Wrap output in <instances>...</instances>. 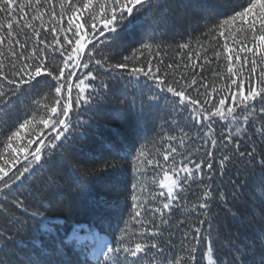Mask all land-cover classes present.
Listing matches in <instances>:
<instances>
[{"label": "snow or ice", "instance_id": "snow-or-ice-1", "mask_svg": "<svg viewBox=\"0 0 264 264\" xmlns=\"http://www.w3.org/2000/svg\"><path fill=\"white\" fill-rule=\"evenodd\" d=\"M177 29L203 37L185 72L160 58ZM161 100L174 127L155 154L116 151ZM109 103L130 134L114 130L97 158L80 141ZM97 184L119 199L93 196ZM81 196L92 226L61 235L53 209ZM0 264H264V0H0Z\"/></svg>", "mask_w": 264, "mask_h": 264}, {"label": "trees", "instance_id": "trees-1", "mask_svg": "<svg viewBox=\"0 0 264 264\" xmlns=\"http://www.w3.org/2000/svg\"><path fill=\"white\" fill-rule=\"evenodd\" d=\"M192 28L193 29L196 28L195 22H193ZM49 39H51V37H49ZM198 39H200V41L203 42V37H201L200 31L189 30L185 32L183 29H177L175 32L169 33L165 39V47L162 48L161 57H160L165 61V66L167 63L179 64L180 67L177 71L185 72L183 64L195 62V52L202 51L200 49V45L197 43ZM179 43H190L192 47L191 49H179L177 47ZM189 51L193 53V61L191 62L188 61ZM181 57H183V61H181ZM217 68L218 65L215 62L211 65H205L203 76L207 79V82L209 83L210 86L214 82H218L217 78L212 75V69H217ZM191 71L192 69L189 68L186 71V74L190 76ZM196 71L199 72L200 70L196 69ZM197 78L198 80L200 79L199 76ZM125 79H127V77H125ZM140 80L142 85L144 82V78L141 77ZM111 83L113 85L114 96L119 97L120 93L124 91L123 83H118L116 81H112ZM127 91L132 94L129 96L130 100L133 98V96L135 97L136 105L138 107L141 100V88L139 87L133 88L132 86H130ZM147 91L148 90L146 88L143 89L144 99H146L147 97ZM200 91L202 92L203 89H200ZM191 94L193 96H197L196 92H192ZM165 95H169L170 97V94L165 93ZM225 95L227 94L225 93ZM198 98L202 100L203 96H200ZM229 102L230 100L226 101V103ZM116 106H117L116 104H111V103L106 104L104 110L99 114L98 117L100 126L93 128L89 132V134L84 138H82V140L80 141V146L83 147L86 153L90 152L91 150H94L95 156L99 158L100 156L105 154L106 149H111L113 145L118 144L119 137L116 136L114 130H119L121 134L129 136L130 124L125 123L124 121L121 120L113 119L111 116V112ZM170 112L171 109L165 105V102L163 100H161L159 107L153 110L151 118L148 119L147 122L141 126L139 133L131 134L129 141L121 146L122 151L120 148H117L116 151L120 152V154L123 155L124 152H127L130 149L134 154L136 148H139L141 145H145L153 154H155L156 147L159 146L160 144V141L158 139L155 145L152 143V141L156 139V133L160 131L161 127H163L165 131H168L170 125L174 127V125H172ZM90 115L91 113L86 112L81 118L87 119ZM165 121H167V123H165ZM181 123H183L182 120ZM216 131L217 134L221 132L219 126H217ZM76 150L79 151L80 149L77 148ZM197 155L199 156L200 154ZM130 162H131V156H129L127 160H121V163L123 165V167L120 169L121 181H123L125 178L129 180L131 179ZM145 174L149 178L153 175L151 169L145 170ZM147 183L151 185V179H148ZM197 191L198 189L195 188V186H193L187 193L188 198L190 200H195L194 193ZM246 192H250V189L246 190ZM92 195L93 196L100 195V196L108 197L110 199H119L113 193L101 190L99 184L96 185ZM88 203L89 201L87 197L81 196L80 198H76L71 202H65L64 204L59 205L57 208H54L53 213L59 219L53 227H55L61 235H64L65 232L70 233L71 229L79 225H82L83 227L86 228L92 226L93 216L88 209ZM130 203L131 201H128L129 205ZM180 215L181 214L179 210H177V217L174 219L180 218ZM184 215H186V213ZM126 218H127V209H125L123 217H121L120 214L113 215L109 221L111 224V230L113 232H118L119 228L124 226L123 219ZM30 227L35 229V225H32L31 222H30ZM131 227H134V225H130V228ZM233 230H235L234 226H233ZM252 231L253 230L251 228L247 229L249 235L252 234ZM107 238L111 239V237H107ZM175 239L178 249L180 243L179 235H177ZM177 249H174L173 251H177Z\"/></svg>", "mask_w": 264, "mask_h": 264}, {"label": "rangeland", "instance_id": "rangeland-1", "mask_svg": "<svg viewBox=\"0 0 264 264\" xmlns=\"http://www.w3.org/2000/svg\"><path fill=\"white\" fill-rule=\"evenodd\" d=\"M84 229H87L86 227H83L82 230H81V235L84 236L86 235L87 233L84 231Z\"/></svg>", "mask_w": 264, "mask_h": 264}]
</instances>
